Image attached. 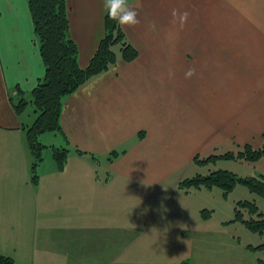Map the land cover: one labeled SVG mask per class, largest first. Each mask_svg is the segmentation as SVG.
<instances>
[{
    "label": "crops",
    "instance_id": "crops-1",
    "mask_svg": "<svg viewBox=\"0 0 264 264\" xmlns=\"http://www.w3.org/2000/svg\"><path fill=\"white\" fill-rule=\"evenodd\" d=\"M67 3L86 67L104 36L103 0ZM142 4L140 24L125 30L138 57L119 56L64 97L59 146L50 144L33 184L26 127L36 113L25 115L32 103L20 114L13 105L32 99L46 67L28 0H0V252L19 264H114V248L104 245L148 240L133 229L147 231L164 194L190 192L174 177L201 165L197 154L262 142L264 0ZM173 9L189 14L182 28L171 23ZM189 69L195 75L186 78ZM60 148L68 149L62 168ZM112 227L128 235L110 237Z\"/></svg>",
    "mask_w": 264,
    "mask_h": 264
},
{
    "label": "rangeland",
    "instance_id": "rangeland-1",
    "mask_svg": "<svg viewBox=\"0 0 264 264\" xmlns=\"http://www.w3.org/2000/svg\"><path fill=\"white\" fill-rule=\"evenodd\" d=\"M119 48L120 46H117L116 49L119 50ZM117 52L120 54L119 51ZM29 113L32 117L34 116V106H28L25 111L26 117ZM36 116L37 114L33 121ZM57 133L48 131L40 135V141L49 145L44 148V158L53 155L48 152L54 151L50 144L59 146L58 141L61 136ZM263 140L262 137L259 146H262ZM243 146L231 148L228 145L201 155L197 154L195 157L201 159L211 154L238 152ZM190 165L183 168V171L174 178L184 180L196 174L206 175L220 169L232 171L240 177L264 175V156L255 161L230 158L205 165L196 163ZM172 186L173 184L170 185ZM162 190L166 193L170 189ZM240 200L255 202L261 211L264 210V197L251 192L242 183L237 184L228 194L219 187L191 188L190 192L182 191L180 197L164 194L160 199L162 205L149 212L152 219L150 218L147 222V231H140L137 227L133 229L137 231V233L133 232V238L136 237L135 235H143L148 240L132 245L120 242L114 245L106 244L104 246L114 248V258L107 259L114 264H151V262L154 264L155 262L157 264H264V233L252 231L242 220L234 221L235 207ZM205 208L212 214L208 220L201 217V210ZM120 213L116 212V214ZM244 216L248 218V212ZM154 222H157L156 226L151 227ZM119 223L121 222L116 224ZM160 226L163 227L159 228ZM108 231V236L116 238L128 235L129 229L112 227L108 228ZM0 254L9 256L1 252Z\"/></svg>",
    "mask_w": 264,
    "mask_h": 264
},
{
    "label": "trees",
    "instance_id": "trees-1",
    "mask_svg": "<svg viewBox=\"0 0 264 264\" xmlns=\"http://www.w3.org/2000/svg\"><path fill=\"white\" fill-rule=\"evenodd\" d=\"M32 15L36 40L46 67L45 75L32 91V99L21 98L14 103L17 113H21L27 104L32 103L37 114L32 124L26 127V138L34 156L31 165L33 184L39 177L37 167L43 160L45 146L40 142L41 134L48 131H61V113L63 99L73 94L91 78L100 75L122 60L131 62L138 57V50L127 38L125 30L114 20L104 17V36L99 41L98 48L86 67L79 63V47L70 35L69 6L67 0H28ZM117 46H120L117 50ZM120 54H118V52ZM264 138V133H263ZM238 152L229 151L225 154H211L195 161L201 165L220 159L240 158L255 161L264 156V140L262 146L254 148L247 144ZM243 149V150H242ZM68 149H56L54 156L59 167L67 160ZM111 158L117 152L111 153ZM262 177H240L229 170H215L206 175L196 174L179 183L180 188L201 189L219 187L225 194L232 191L237 184L246 185L251 192L264 197V175ZM235 219L242 220L252 231L264 233V210L261 211L255 202L240 200L235 207ZM248 212L249 217L244 214ZM203 218H209L211 211L204 209ZM0 264H17L10 256L0 254Z\"/></svg>",
    "mask_w": 264,
    "mask_h": 264
},
{
    "label": "clouds",
    "instance_id": "clouds-1",
    "mask_svg": "<svg viewBox=\"0 0 264 264\" xmlns=\"http://www.w3.org/2000/svg\"><path fill=\"white\" fill-rule=\"evenodd\" d=\"M103 6L109 19L116 21L124 30L140 24L138 9L143 6L142 0H136L131 5L128 3V0H103ZM171 15V23L176 25L177 21H179L180 27L182 28L187 23L189 14L187 12L181 13L177 9H173ZM193 75H195V69H189L185 73L186 78H191Z\"/></svg>",
    "mask_w": 264,
    "mask_h": 264
}]
</instances>
